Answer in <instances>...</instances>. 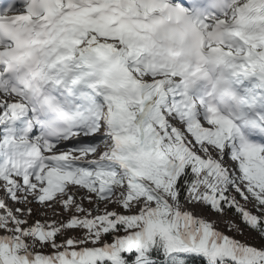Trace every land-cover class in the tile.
Listing matches in <instances>:
<instances>
[{
    "label": "snow or ice",
    "instance_id": "1",
    "mask_svg": "<svg viewBox=\"0 0 264 264\" xmlns=\"http://www.w3.org/2000/svg\"><path fill=\"white\" fill-rule=\"evenodd\" d=\"M231 3L191 28L188 54L211 47L264 79V0L223 27ZM187 13L169 0L0 12V264H125L133 249L140 264L160 242L193 264H264V145L191 96Z\"/></svg>",
    "mask_w": 264,
    "mask_h": 264
},
{
    "label": "clouds",
    "instance_id": "2",
    "mask_svg": "<svg viewBox=\"0 0 264 264\" xmlns=\"http://www.w3.org/2000/svg\"><path fill=\"white\" fill-rule=\"evenodd\" d=\"M244 0H232V3L228 6V10L223 17L227 20V24L223 27L235 26V19L233 13L238 6H242ZM212 0H208V4L211 5ZM189 20L183 23V27L189 32V40L185 45V54L178 58L179 62L187 64L188 81L190 86H195V84L206 78L207 76H214L219 80V86L215 95L212 98V105L215 106L221 113L233 117V119H238L241 116L240 112V98L239 94L235 91L233 87L232 80L230 78L231 69L229 67V62L226 59H222L216 54L211 52V47H205L203 50L204 58L195 55L194 50L191 54H188L191 49V28L198 26L199 19L192 16L191 13L186 14ZM212 19H218L219 17L215 14L210 15ZM216 47H221V42L215 43ZM199 67L200 71L195 75L191 73ZM227 90V91H225ZM234 97V98H233Z\"/></svg>",
    "mask_w": 264,
    "mask_h": 264
},
{
    "label": "trees",
    "instance_id": "3",
    "mask_svg": "<svg viewBox=\"0 0 264 264\" xmlns=\"http://www.w3.org/2000/svg\"><path fill=\"white\" fill-rule=\"evenodd\" d=\"M146 255L156 259V261H140V264H193L194 256V254L166 255L162 242L153 246ZM123 256L125 258V264H137V262L134 263V261L137 259V256H139V253L133 249L131 252L124 253Z\"/></svg>",
    "mask_w": 264,
    "mask_h": 264
},
{
    "label": "rangeland",
    "instance_id": "4",
    "mask_svg": "<svg viewBox=\"0 0 264 264\" xmlns=\"http://www.w3.org/2000/svg\"><path fill=\"white\" fill-rule=\"evenodd\" d=\"M209 215L211 216V214H209ZM211 218L215 219V217H214V216H212Z\"/></svg>",
    "mask_w": 264,
    "mask_h": 264
},
{
    "label": "bare ground",
    "instance_id": "5",
    "mask_svg": "<svg viewBox=\"0 0 264 264\" xmlns=\"http://www.w3.org/2000/svg\"><path fill=\"white\" fill-rule=\"evenodd\" d=\"M255 128H256V126H255Z\"/></svg>",
    "mask_w": 264,
    "mask_h": 264
}]
</instances>
